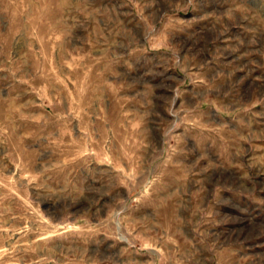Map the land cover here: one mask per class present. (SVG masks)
I'll list each match as a JSON object with an SVG mask.
<instances>
[{
    "label": "rangeland",
    "instance_id": "obj_1",
    "mask_svg": "<svg viewBox=\"0 0 264 264\" xmlns=\"http://www.w3.org/2000/svg\"><path fill=\"white\" fill-rule=\"evenodd\" d=\"M0 264H264V0H0Z\"/></svg>",
    "mask_w": 264,
    "mask_h": 264
}]
</instances>
